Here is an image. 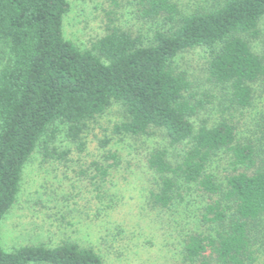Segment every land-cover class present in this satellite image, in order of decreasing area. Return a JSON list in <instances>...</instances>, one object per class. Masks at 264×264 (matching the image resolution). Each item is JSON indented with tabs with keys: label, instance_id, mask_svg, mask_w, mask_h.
I'll list each match as a JSON object with an SVG mask.
<instances>
[{
	"label": "trees",
	"instance_id": "1",
	"mask_svg": "<svg viewBox=\"0 0 264 264\" xmlns=\"http://www.w3.org/2000/svg\"><path fill=\"white\" fill-rule=\"evenodd\" d=\"M138 5L141 18L163 26L144 36L111 25L80 49L63 34L68 0H0V45L7 47L0 67V220L16 200L36 143L52 134L50 125L66 124L67 136L77 139L86 120L118 102L125 117L114 134L157 128L171 145L185 144L174 161L164 148L145 156L154 185L147 205L162 216L157 221L176 244L173 256L181 264H249L264 221V110L248 121H233L230 111L249 113L257 88L264 90V40L261 53L247 40L257 36L264 0H215L187 10L174 0ZM194 47L208 49V79L223 86L227 100L221 112L230 116L212 124L194 122L208 102L173 65L179 52ZM221 159L226 167L219 171ZM29 263L103 264V258L71 239L11 250L0 243V264Z\"/></svg>",
	"mask_w": 264,
	"mask_h": 264
},
{
	"label": "rangeland",
	"instance_id": "2",
	"mask_svg": "<svg viewBox=\"0 0 264 264\" xmlns=\"http://www.w3.org/2000/svg\"><path fill=\"white\" fill-rule=\"evenodd\" d=\"M138 1L68 0L63 34L80 49L90 48L111 25L150 36L163 23L141 18ZM174 1L187 10L208 6L215 0ZM247 40L253 51L261 53L264 15L258 21L257 36H247ZM0 49L1 67L7 47L1 44ZM208 59L206 47H194L179 52L173 65L185 73L195 96L208 102L194 122L205 119L212 124L230 115L221 112L222 103H227L223 86L208 79ZM261 110L264 90L257 88L248 114H230L233 121H248ZM124 117L122 105L113 102L85 121L77 139L67 136L66 124L50 125L52 134L48 132L36 143L23 166L16 200L0 220V243L5 250L34 244L53 246L71 239L94 247L102 255L103 264H181L177 255L173 256L176 244L171 235L158 224L157 217L162 216L156 217L147 205L148 191L154 185L145 156L153 148H164L174 161L185 144L171 145L163 130L157 128L141 136L114 134L113 126ZM46 149L51 156L45 155ZM97 166L107 169L104 178L98 176ZM223 167L224 162L219 171ZM256 236L249 264H264V221Z\"/></svg>",
	"mask_w": 264,
	"mask_h": 264
}]
</instances>
